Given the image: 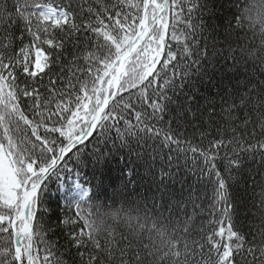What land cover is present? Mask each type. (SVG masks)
Instances as JSON below:
<instances>
[{
    "label": "snow or ice",
    "instance_id": "obj_1",
    "mask_svg": "<svg viewBox=\"0 0 264 264\" xmlns=\"http://www.w3.org/2000/svg\"><path fill=\"white\" fill-rule=\"evenodd\" d=\"M217 3L0 0V264H264V0Z\"/></svg>",
    "mask_w": 264,
    "mask_h": 264
},
{
    "label": "trees",
    "instance_id": "obj_2",
    "mask_svg": "<svg viewBox=\"0 0 264 264\" xmlns=\"http://www.w3.org/2000/svg\"><path fill=\"white\" fill-rule=\"evenodd\" d=\"M259 3V0H255ZM230 0H218V3L214 5L215 14L218 15L220 21H223L224 17L231 15ZM50 196L48 197L49 206L55 210H58V204L60 203L59 197H63L65 189H61L57 192L56 178L52 177L49 180Z\"/></svg>",
    "mask_w": 264,
    "mask_h": 264
}]
</instances>
